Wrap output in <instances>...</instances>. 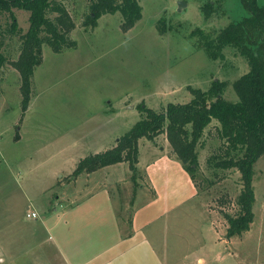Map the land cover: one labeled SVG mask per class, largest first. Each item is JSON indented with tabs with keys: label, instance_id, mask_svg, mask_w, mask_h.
<instances>
[{
	"label": "rangeland",
	"instance_id": "374dc122",
	"mask_svg": "<svg viewBox=\"0 0 264 264\" xmlns=\"http://www.w3.org/2000/svg\"><path fill=\"white\" fill-rule=\"evenodd\" d=\"M59 1L75 20L71 38L77 48L55 53L43 46L26 111L22 109L19 72L10 64L0 68V233L11 228L12 235L39 233L40 227L24 209L27 200L50 213L59 195L80 199L104 182V174L109 172L99 171L90 179L80 177L75 183L72 172L92 152L113 148L144 118L141 106L161 112L171 103H189L192 90L207 91L215 80L227 82L223 97L237 102L240 96L235 84L250 71L248 60L233 48L224 51L225 59L211 61L198 47V39H191L198 28L213 36L241 20L248 14L241 0H138L142 18L127 31L120 13L107 14L85 27L90 1ZM208 4L215 12L206 20ZM14 12L18 28L25 34L30 13ZM10 24L9 15L0 18L2 30ZM7 35L4 48L9 60L15 61L20 36ZM217 125L214 122L206 130L203 145L197 149L195 187L200 197L192 194L189 185L180 201L173 195L172 209L153 226L161 227L163 234L155 231L153 240L158 246L162 243L160 247L164 244L161 251L167 250L175 260L185 257L188 264H264V156L254 165V223L243 235L227 239L225 214L234 216L239 211L236 199L243 186L238 171H221L216 176L207 168L208 157L220 145ZM147 141L153 143L144 138L139 144L142 163L151 157ZM155 144L167 147L176 157L167 134L162 133ZM116 168L119 172L110 174L107 182H121L111 184V190L128 227L133 202L142 206L153 192L138 166L137 187L128 162ZM49 187L52 190L45 192Z\"/></svg>",
	"mask_w": 264,
	"mask_h": 264
},
{
	"label": "trees",
	"instance_id": "16d2710c",
	"mask_svg": "<svg viewBox=\"0 0 264 264\" xmlns=\"http://www.w3.org/2000/svg\"><path fill=\"white\" fill-rule=\"evenodd\" d=\"M91 12L84 22L93 26L107 14L120 13L125 31L138 23L143 9L138 0H89ZM248 14L238 22H232L216 35H210L198 28L191 34L197 38L198 47L204 49L211 61L225 59L224 51L234 49L248 60L250 71L235 84L240 96L237 102L223 97L227 82L215 80L203 91L192 90L193 99L186 104H169L161 112L141 106L143 119L120 138L108 151L91 154L82 159L73 171L74 177L120 163H129L134 187H137L139 164V142L147 138L155 141L162 133L167 134L172 152L188 172L196 186L199 172L198 147L206 130L217 122L216 133L220 145L208 157L207 168L217 176L219 172L238 171L243 189L236 199L239 211L236 215L225 214L229 227L226 238L241 236L254 223L256 170L254 165L264 156V2L241 0ZM30 13L28 31L18 28L15 10ZM210 4L205 6L208 20L214 13ZM9 15L11 24L7 30L0 25V68L10 64L20 74L22 109L26 111L32 99V79L36 67L42 62L43 46L55 53L77 48L71 38L76 24L70 11L59 0H0V18ZM161 33L166 29H160ZM7 34L20 36V54L10 61L4 48ZM131 224V220L129 221Z\"/></svg>",
	"mask_w": 264,
	"mask_h": 264
},
{
	"label": "crops",
	"instance_id": "0c3cea01",
	"mask_svg": "<svg viewBox=\"0 0 264 264\" xmlns=\"http://www.w3.org/2000/svg\"><path fill=\"white\" fill-rule=\"evenodd\" d=\"M152 142H145L148 145L147 153L151 156L145 163H142L139 146L138 170L145 175L153 193H148L150 197L142 206L137 207L136 201L133 202L134 210L130 211L131 224L128 222V227L121 220L111 190L113 185L121 182H107L110 174L116 170L119 172L116 167L126 163L110 165L91 173L109 172V175L104 174V182L99 183L91 193L74 200L59 195L53 212H42L40 208L36 209L34 200H27L24 209L27 217L29 212L37 213L36 219L28 218L38 224L39 233L12 235L13 228L0 233V264H178L179 260V264H188L185 257L175 260L167 250L161 251L164 244L160 247L162 243H159L158 246L153 240V233L156 231L162 235L163 230L153 226L172 209L173 195L180 201L184 197L182 194L188 193L191 188L192 194L200 197L198 189L182 163L168 148L158 147L156 140ZM91 174L74 177V183L80 177L90 179ZM51 188L54 189L55 185ZM51 188L44 191L48 192ZM185 189L187 191L183 192ZM160 237L156 240L159 241ZM199 262H203V259Z\"/></svg>",
	"mask_w": 264,
	"mask_h": 264
},
{
	"label": "built area",
	"instance_id": "2783aa9c",
	"mask_svg": "<svg viewBox=\"0 0 264 264\" xmlns=\"http://www.w3.org/2000/svg\"><path fill=\"white\" fill-rule=\"evenodd\" d=\"M28 217L29 218H33V219H36L38 217V215L36 213H34V212H29L28 213Z\"/></svg>",
	"mask_w": 264,
	"mask_h": 264
},
{
	"label": "water",
	"instance_id": "95a60500",
	"mask_svg": "<svg viewBox=\"0 0 264 264\" xmlns=\"http://www.w3.org/2000/svg\"><path fill=\"white\" fill-rule=\"evenodd\" d=\"M119 141V140H118Z\"/></svg>",
	"mask_w": 264,
	"mask_h": 264
}]
</instances>
